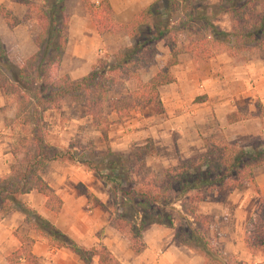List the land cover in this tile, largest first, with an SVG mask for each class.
Returning <instances> with one entry per match:
<instances>
[{
    "label": "trees",
    "instance_id": "16d2710c",
    "mask_svg": "<svg viewBox=\"0 0 264 264\" xmlns=\"http://www.w3.org/2000/svg\"><path fill=\"white\" fill-rule=\"evenodd\" d=\"M14 1L26 8L23 21L33 19L38 31L34 38L36 51L20 65L10 60L0 40V88L13 103L10 123L19 133L11 152L9 174L0 177V218L19 211L30 230L51 247L70 251L83 264H120L105 246L86 248L74 243L19 199L35 191L45 199V208L57 214L61 201L42 180L41 172L52 161L77 162L106 187L108 223L118 234L128 237L132 253L139 254L144 248L141 232L154 227L170 229L174 243L197 254L201 264H264L244 263L220 254L210 236L211 217L198 212V205L212 193L220 196L244 184L253 185L257 202L244 227L242 244L250 257L264 256V194H259L253 179L254 170L264 166V141L252 147L205 142L202 154L158 173L142 175L145 159L156 153L151 140L127 154L105 150L91 158V153L51 145L43 120V113L57 109L62 101L84 103L86 115L105 138L111 122L100 108L108 104L114 122L145 106L159 111L158 89L173 81L171 68L182 51L198 62H206L219 47L230 55L257 51L264 58V0H154L124 25L113 21L106 0L97 6L91 0H82L99 35L121 32L130 45L99 58L85 76L76 80L57 76L67 25L64 0H41L40 4ZM223 16L228 17V30L221 24ZM0 17L10 28L21 23L3 7ZM178 33L189 39L182 48L177 45ZM160 41L168 58L143 81L141 73L155 64L156 44ZM122 79L134 81V88L117 97L109 95L112 89L123 87ZM80 191L90 198L86 190ZM13 236L18 247L5 257L4 264H41L31 252L32 240L16 233Z\"/></svg>",
    "mask_w": 264,
    "mask_h": 264
},
{
    "label": "crops",
    "instance_id": "0c3cea01",
    "mask_svg": "<svg viewBox=\"0 0 264 264\" xmlns=\"http://www.w3.org/2000/svg\"><path fill=\"white\" fill-rule=\"evenodd\" d=\"M31 1L41 3V0ZM106 1L113 21L119 25L131 22L154 2ZM0 7L21 20L19 25L10 28L0 17V40L6 45L10 60L20 65L36 51L34 38L38 28L33 19L23 21L26 8L14 0H0ZM64 14L67 25L57 66L58 77L79 79L99 58L130 45L128 37L121 32L99 35L82 0H64ZM221 24L227 30L230 28L227 16L222 17ZM178 36L177 45L182 48L189 39ZM156 48L155 64L146 69L145 77L141 75L143 81L168 58L163 42H158ZM171 74L173 81L158 89L159 111L145 106L119 122H114V115L110 113L106 142L102 143L104 150L126 154L149 139L155 147L154 164L167 168L202 154L205 142L243 144L252 138H264V58L259 52L230 55L219 47L206 62H198L192 54L182 51ZM8 102L0 88V177L9 174L13 162L11 152L19 138L17 128L7 122L14 115V106ZM43 119L50 126L48 142L51 145L76 151L101 149L97 143L101 136L89 117L72 119L61 108L45 111ZM41 178L61 201L60 211L54 214L47 210L45 199L35 191L21 195V203L74 243L86 248L105 246L120 264H201L197 254L174 243L170 229H144L141 232L144 248L139 254L132 253L128 237L118 234L108 223L106 187L79 163L49 162ZM253 179L259 194H264V166L254 170ZM81 188L90 194L89 199L81 193ZM256 202L254 187L247 183L220 196L212 193L198 205L199 213L211 217L210 236L223 256L235 257L244 263H264V256L250 257L242 244L244 227ZM14 233L32 240L31 252L41 264H83L70 251L51 247L30 230L19 211L0 218V264L18 247Z\"/></svg>",
    "mask_w": 264,
    "mask_h": 264
},
{
    "label": "rangeland",
    "instance_id": "374dc122",
    "mask_svg": "<svg viewBox=\"0 0 264 264\" xmlns=\"http://www.w3.org/2000/svg\"><path fill=\"white\" fill-rule=\"evenodd\" d=\"M178 35H184V34H179L178 33ZM178 37H180V36H178ZM148 74V72L145 70V71H142V73H141V75L143 76V77H145L146 75ZM122 81H123V83H124V85H123V87L122 88H116V89H112V91L109 93V95H111L112 97L113 96H115V97H117V96H119L120 94H122L123 92H124V89H126V90H130V89H133L134 88V86H135V82L134 81H130V80H123L122 79ZM129 88V89H128ZM9 100V102H8V104H9V106L10 105H13V103L10 101V99H8ZM150 107H152V106H150ZM61 108H64V109H66V114H67V116L69 117V118H72V119H78V118H80V117H84V116H87L86 115V111H87V109H86V105L84 104V103H82V104H73L72 102H70V101H68V100H65V101H62L60 104H59V107L57 108V109H55V110H59V109H61ZM153 108V107H152ZM101 110H100V113L103 115V116H105L106 118H107V120H110L109 119V116H110V108H109V106H108V104H106L105 106H103V107H101L100 108ZM53 110V109H52ZM87 117H89V116H87ZM89 119H90V117H89ZM12 119H10V120H8L7 122H8V125H10L11 123H10V121H11ZM44 120V119H43ZM6 122V123H7ZM44 122H45V125H46V130H47V140L49 139V136H51V133H49L48 131H50V126H49V123H48V121H46V120H44ZM90 122H91V119H90ZM92 124V123H91ZM13 125V124H12ZM93 126V125H92ZM94 127V126H93ZM108 127V126H107ZM107 129V128H106ZM97 131V130H96ZM106 132V131H105ZM99 133V132H98ZM100 134V133H99ZM101 136V135H100ZM100 140H102V141H98L97 143H99V144H101L99 147L101 148V149H98V148H95L94 150L92 149V148H90V149H87V150H85V151H83V152H85V153H91L92 154V157L91 158H94L95 156H99V155H101V154H103L104 152H105V150H104V144H105V142H106V138H99ZM262 141H264V138H252V139H250L248 142H246V143H243V144H239V143H236L235 141H231V142H233L237 147H244V146H254V145H259ZM212 142V141H211ZM102 143H104V144H102ZM212 143H215V144H221V143H218V142H212ZM226 143H228V142H226ZM131 150V149H130ZM115 153V152H114ZM127 154V153H126ZM153 158V156L152 157H148V158H146L145 159V161H144V164H145V166H144V168L142 169V171H141V173H142V175H144V174H148L149 172H151V173H158V172H160L163 168H159L157 165H155L154 164V160L152 159ZM132 176H136L135 174H133ZM176 208H179L177 205H176ZM103 209V208H102Z\"/></svg>",
    "mask_w": 264,
    "mask_h": 264
},
{
    "label": "built area",
    "instance_id": "2783aa9c",
    "mask_svg": "<svg viewBox=\"0 0 264 264\" xmlns=\"http://www.w3.org/2000/svg\"><path fill=\"white\" fill-rule=\"evenodd\" d=\"M98 3H99V2H98L97 0H93V1H92V4H93L94 6H97Z\"/></svg>",
    "mask_w": 264,
    "mask_h": 264
}]
</instances>
